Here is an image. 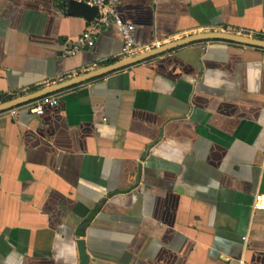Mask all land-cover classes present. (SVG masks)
I'll list each match as a JSON object with an SVG mask.
<instances>
[{
  "label": "crops",
  "instance_id": "crops-1",
  "mask_svg": "<svg viewBox=\"0 0 264 264\" xmlns=\"http://www.w3.org/2000/svg\"><path fill=\"white\" fill-rule=\"evenodd\" d=\"M84 0H0V103L122 57ZM87 5V4H86ZM89 6V5H87ZM135 47L264 39V0H119ZM0 112V264H264V49L180 46ZM13 110L16 114H13Z\"/></svg>",
  "mask_w": 264,
  "mask_h": 264
},
{
  "label": "water",
  "instance_id": "water-1",
  "mask_svg": "<svg viewBox=\"0 0 264 264\" xmlns=\"http://www.w3.org/2000/svg\"><path fill=\"white\" fill-rule=\"evenodd\" d=\"M78 8L84 11V15L89 19H91L92 14L95 13V10L92 7L87 6L86 4H81L79 5ZM209 39H223V40L233 41V42L242 43L245 45H251L264 49V39L259 37H252V36L230 33L225 31H207L201 33H195L169 43L157 45L156 47L148 49L142 53H137L131 57H127L125 59H121L116 62L109 63L102 67L74 76L70 79L52 85H48L36 91L2 102L0 103V112L21 105L23 103L35 100L37 98L43 97L59 89H63L71 85L79 84L84 81L93 79L95 77L120 70L129 65L163 54L167 51L173 50L180 46L187 45L197 41L209 40ZM84 264H86L85 256H84Z\"/></svg>",
  "mask_w": 264,
  "mask_h": 264
},
{
  "label": "built area",
  "instance_id": "built-area-1",
  "mask_svg": "<svg viewBox=\"0 0 264 264\" xmlns=\"http://www.w3.org/2000/svg\"><path fill=\"white\" fill-rule=\"evenodd\" d=\"M84 2L95 10L91 29L72 40L69 47L65 49V54L73 56L81 49L93 46L96 41V32L115 25L120 29L123 37L121 56L127 58L135 55L137 52L134 36L135 26L124 21L120 16L118 12L119 0H84ZM56 103L57 100L55 98L42 97L30 110L41 114L45 104L55 105ZM13 114H16L15 110H13ZM254 206L257 209L264 210V193L255 195Z\"/></svg>",
  "mask_w": 264,
  "mask_h": 264
}]
</instances>
